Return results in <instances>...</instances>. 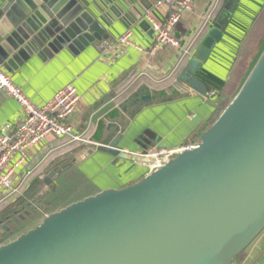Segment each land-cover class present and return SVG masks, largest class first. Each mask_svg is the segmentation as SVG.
<instances>
[{"label":"water","instance_id":"95a60500","mask_svg":"<svg viewBox=\"0 0 264 264\" xmlns=\"http://www.w3.org/2000/svg\"><path fill=\"white\" fill-rule=\"evenodd\" d=\"M243 2L226 0L172 84L139 85L34 184L46 187L39 198L55 192L63 173L97 154L113 166L145 164L150 171L60 207L13 238L1 235L0 264H234L264 235V48L234 98L193 142L162 148L148 113L196 97L227 101L204 76ZM102 39L104 30L78 0H13L0 12V64L9 70L66 50L78 55ZM187 144L194 148L174 152Z\"/></svg>","mask_w":264,"mask_h":264},{"label":"crops","instance_id":"0c3cea01","mask_svg":"<svg viewBox=\"0 0 264 264\" xmlns=\"http://www.w3.org/2000/svg\"><path fill=\"white\" fill-rule=\"evenodd\" d=\"M13 0H0V12ZM94 16L105 32L107 39L96 41L87 49L74 55L64 51L47 61L32 58L17 71H8L14 83L19 86L37 106H44L54 95L66 87H76L80 100L75 113L69 118V124L78 134L89 139L95 132L99 119L110 109L118 105L131 91L146 83L161 89L172 84L192 52L200 45L213 22L221 12L226 0H195L193 8L185 12L174 29L178 39V48L161 47L154 55L140 52L135 47L120 45L118 40L127 32H133V42L144 49L154 44V32L151 29L148 14L163 22L170 10L156 7L159 0H78ZM147 23L149 26L144 25ZM152 31V32H151ZM248 46L247 67L251 68L264 48V0H244L242 11L238 14L232 31L219 45L212 57L204 79L215 90L225 94L231 69L240 59L241 53ZM217 101L200 97L168 106L151 109V127L162 135L165 144L162 148H174L187 142H193L212 124L218 113ZM23 115L18 103L8 95L0 94V129L5 125L19 126ZM79 143H70L66 139H55L35 151L26 166L22 167L14 179L17 192L7 197L0 192V236L13 238L10 232L19 229V222L34 218L35 206L45 204L46 214L97 193L108 185L125 186L142 178L150 171L145 164L111 165L113 159L97 154L94 159L81 167H72L63 173L56 182L55 192L39 195L46 189L43 183H35L52 161ZM79 159H84L83 157ZM135 167L132 171L128 169ZM80 175L83 188L87 192L78 197V193L69 196L66 203L47 211V206L64 190V179L69 175ZM85 182V183H84ZM65 193L63 196H67ZM36 196L39 202H34ZM9 198H13L9 200ZM55 198V199H54ZM52 200V201H50ZM26 204V208H21ZM33 204V205H32ZM53 204V203H52ZM19 209L17 217L13 209ZM25 211V212H24ZM24 227L17 234L30 228ZM10 228L6 231L3 227ZM22 227V226H21ZM16 235V236H17ZM2 237V238H3ZM1 239V237H0ZM234 264H264V235L246 251Z\"/></svg>","mask_w":264,"mask_h":264},{"label":"built area","instance_id":"2783aa9c","mask_svg":"<svg viewBox=\"0 0 264 264\" xmlns=\"http://www.w3.org/2000/svg\"><path fill=\"white\" fill-rule=\"evenodd\" d=\"M195 0H159L156 7L170 10L165 21L160 22L147 16L154 32V44L150 49L136 45L133 42V32L123 35L120 45L135 47L140 52L154 55L161 47L178 48L180 43L173 32L182 15L193 8ZM4 93L14 99L23 115L22 122L16 128L5 125L0 129V192L12 197L17 192L14 179L17 172L28 163L30 156L55 139H66L70 143H81L84 136L78 134L69 124V118L75 113L80 95L73 85H67L59 90L44 106L35 105L26 93L17 86L11 74L0 64V94ZM193 144H187L175 149L174 152L190 151ZM172 152L164 151L162 155L169 156Z\"/></svg>","mask_w":264,"mask_h":264},{"label":"rangeland","instance_id":"374dc122","mask_svg":"<svg viewBox=\"0 0 264 264\" xmlns=\"http://www.w3.org/2000/svg\"><path fill=\"white\" fill-rule=\"evenodd\" d=\"M249 45H246L244 47V51L243 53H241V57L240 59L236 62V64L233 66V68L231 69V74L229 76V80L227 81V90L225 92V94H222V96L224 98L227 99V101L220 105L217 104L219 106V111H218V115L216 116L215 120L220 116V114L223 112V109L228 105V103L234 98V96L236 95V93L238 92V90L240 89L242 83L244 82V80L247 78L249 72L251 71V68L247 67L246 65L249 63L248 62V56L250 55L249 51H247ZM215 120L212 122V124L215 122ZM74 175H78V174H74ZM70 178H65L63 181L65 182L64 184V190L63 192H61L62 194L65 193H69L66 197L69 198V196L74 195L75 193H78L79 191H82L83 187L82 185H84L83 183H81V185L77 188H80L78 190L74 189L75 188V183H71L68 184ZM89 187L86 189L88 190ZM57 198L55 200H53L52 203L57 204V202H59V198H61L62 196L58 195L56 196ZM13 198H9V200H12ZM52 201V200H51ZM51 203V204H52ZM36 208L32 210L33 214H34V218L31 220V222H29L31 225L30 227L35 226L36 224H38L43 217L45 216V211L44 207L45 204L43 205H39V206H35ZM23 222V221H22ZM28 223V221H26ZM28 223V224H29ZM26 225V224H25ZM1 235H4L1 233ZM8 237V236H7Z\"/></svg>","mask_w":264,"mask_h":264},{"label":"trees","instance_id":"16d2710c","mask_svg":"<svg viewBox=\"0 0 264 264\" xmlns=\"http://www.w3.org/2000/svg\"><path fill=\"white\" fill-rule=\"evenodd\" d=\"M218 115V113L215 115V117H214V119L212 120V121H214L215 120V118H216V116ZM71 178H73V180H72V183H75V188L74 189H76V190H78V189H80V188H77V187H79L80 185H81V183L82 182H80V175H69ZM80 177V178H79ZM85 183V182H84ZM83 187H84V185H82ZM89 186H87L86 188H82L83 190L82 191H79L78 192V197H82L86 192H87V188H88ZM58 195H63L60 191H59V193L57 194V196ZM57 198V197H56ZM32 200L34 201V202H39L38 201V199H36V196H34V197H32ZM51 201V200H50ZM59 202H57V204H56V206H55V202L53 203V204H51V206L50 205H48L47 206V211L49 212V210L51 211V209H54V208H57V207H59V206H61L62 204L61 203H66L67 201H68V197H66V196H63V197H61V198H59V200H58ZM52 203V202H51ZM26 206V204H22V208H26L25 207ZM21 209V208H20ZM22 213V211L20 212V213H16L15 215H13V216H15V217H17V214L19 215V214H21ZM28 221V223H29V220H27ZM19 222V226L18 227H20L19 229H13L11 232H10V235L11 236H16L19 232H20V230H22L24 227H26L27 225H29L27 222H21L20 220L18 221V218H17V223ZM26 224V225H25ZM22 226V227H21Z\"/></svg>","mask_w":264,"mask_h":264},{"label":"flooded vegetation","instance_id":"af4514ba","mask_svg":"<svg viewBox=\"0 0 264 264\" xmlns=\"http://www.w3.org/2000/svg\"><path fill=\"white\" fill-rule=\"evenodd\" d=\"M32 205H33V204H32ZM21 209H22V207H21ZM21 209H20V210H21ZM13 210H14V212L12 213V215L18 213V210H19V209H15V208H14ZM20 210H19V211H20ZM24 212H25V211H24ZM13 229H14V228H13Z\"/></svg>","mask_w":264,"mask_h":264}]
</instances>
